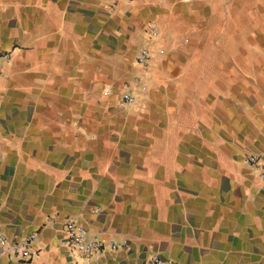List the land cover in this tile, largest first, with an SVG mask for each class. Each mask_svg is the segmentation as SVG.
I'll use <instances>...</instances> for the list:
<instances>
[{
  "label": "crops",
  "instance_id": "crops-1",
  "mask_svg": "<svg viewBox=\"0 0 264 264\" xmlns=\"http://www.w3.org/2000/svg\"><path fill=\"white\" fill-rule=\"evenodd\" d=\"M109 3L0 0V237L36 234L0 264H264V93L239 92L264 64H233L256 0ZM67 219L123 245L80 258Z\"/></svg>",
  "mask_w": 264,
  "mask_h": 264
},
{
  "label": "built area",
  "instance_id": "built-area-1",
  "mask_svg": "<svg viewBox=\"0 0 264 264\" xmlns=\"http://www.w3.org/2000/svg\"><path fill=\"white\" fill-rule=\"evenodd\" d=\"M116 4V0H110V3L106 6L107 9L112 10ZM150 27V33L155 35L157 28L154 26ZM149 59V50L146 47H142L137 56L136 63L139 65H145ZM3 74V66L0 61V76ZM110 89L106 90L109 93ZM122 98L125 102H131L133 96L130 91L127 90L122 93ZM245 162L253 169L257 170V176L264 181V161L258 155H248L245 158ZM65 238L71 249L80 258H89L94 254L103 250L115 251L121 247V243L116 241L104 240L96 235H91L89 229L84 223L74 220L67 219L64 223ZM36 240V234L31 233L26 236L22 241L9 243L4 237H0V247L7 248L8 251L19 256L21 259H29L32 255V247ZM155 264H176L175 262L168 260L162 263L159 258L153 257Z\"/></svg>",
  "mask_w": 264,
  "mask_h": 264
},
{
  "label": "rangeland",
  "instance_id": "rangeland-1",
  "mask_svg": "<svg viewBox=\"0 0 264 264\" xmlns=\"http://www.w3.org/2000/svg\"><path fill=\"white\" fill-rule=\"evenodd\" d=\"M260 1L256 0L257 5L255 9V23L249 25L241 24L239 27H237L238 32L240 33V56L238 59L235 58L233 64L234 66H237L239 64V74L241 79H243V76L247 73L254 75L253 72L255 70V66L257 67L260 64H264V2ZM244 37H248L250 39L246 40L244 39ZM262 75L263 73L260 76L259 73L256 74V76L261 78ZM239 92H246V94L251 96L253 95V92H255V94L257 95H263L264 90H259V88H255L254 91L248 89H241Z\"/></svg>",
  "mask_w": 264,
  "mask_h": 264
}]
</instances>
